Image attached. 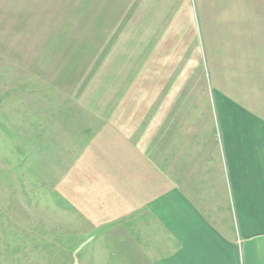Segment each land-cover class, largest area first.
Segmentation results:
<instances>
[{"label": "rangeland", "instance_id": "rangeland-1", "mask_svg": "<svg viewBox=\"0 0 264 264\" xmlns=\"http://www.w3.org/2000/svg\"><path fill=\"white\" fill-rule=\"evenodd\" d=\"M220 99L264 118V0H0V264H137L160 141Z\"/></svg>", "mask_w": 264, "mask_h": 264}, {"label": "crops", "instance_id": "crops-1", "mask_svg": "<svg viewBox=\"0 0 264 264\" xmlns=\"http://www.w3.org/2000/svg\"><path fill=\"white\" fill-rule=\"evenodd\" d=\"M210 124L194 137L200 147L177 130L160 141L170 156L159 166L157 195L129 207L137 212V264H264V118L220 99L217 130Z\"/></svg>", "mask_w": 264, "mask_h": 264}, {"label": "bare ground", "instance_id": "bare-ground-1", "mask_svg": "<svg viewBox=\"0 0 264 264\" xmlns=\"http://www.w3.org/2000/svg\"><path fill=\"white\" fill-rule=\"evenodd\" d=\"M171 56V55H170ZM165 227V226H164ZM148 256V255H147Z\"/></svg>", "mask_w": 264, "mask_h": 264}]
</instances>
